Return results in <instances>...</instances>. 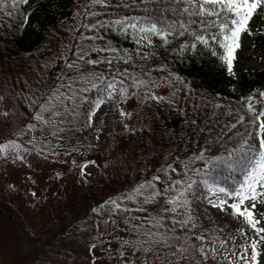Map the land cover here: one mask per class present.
Returning a JSON list of instances; mask_svg holds the SVG:
<instances>
[{"label": "trees", "instance_id": "trees-1", "mask_svg": "<svg viewBox=\"0 0 264 264\" xmlns=\"http://www.w3.org/2000/svg\"><path fill=\"white\" fill-rule=\"evenodd\" d=\"M153 7L157 14L171 7L165 16L176 15L171 0H27L14 5L6 0L0 7V87L26 113L27 121H34L33 110L16 88L36 85L45 71L52 88L78 95L69 121L62 125L68 140L93 153L105 154L110 147L115 153L113 169H99L89 182L79 177L78 169L71 172L75 191L68 208L35 234L19 209L0 200V217L9 221V232L36 242V258L69 255L62 248L79 246L84 254L72 255L90 264L96 224L127 216L138 245L145 244L164 264L173 261L165 262L174 253L184 254L181 264H225L204 257L201 247L220 240L231 226L203 218L199 202L211 187L239 189L249 153L233 156L231 168L205 161L227 156L239 146L237 130L246 129L258 158L264 136L257 135L259 121L249 126L248 104L264 111V66L242 72L236 91L230 88L236 80L219 59L223 50L218 43H197L192 49L187 47L195 42L191 34L174 35L169 44L160 37L153 49H137L129 39L122 40L119 32L131 28L128 22L148 27L145 17ZM248 33L257 59L264 62V27ZM110 82L116 83L113 95L106 90ZM158 87L169 93L155 90ZM132 94L138 95L142 117L135 128L126 126L121 109ZM96 101L108 104L114 124L121 127L115 147L114 129L99 146H86L94 128L85 126V118ZM66 103L72 106L69 98ZM238 116H244L245 123L230 128ZM189 179L196 183L187 203L169 204ZM141 186L153 187L154 193L141 203L130 200L127 195Z\"/></svg>", "mask_w": 264, "mask_h": 264}, {"label": "rangeland", "instance_id": "rangeland-1", "mask_svg": "<svg viewBox=\"0 0 264 264\" xmlns=\"http://www.w3.org/2000/svg\"><path fill=\"white\" fill-rule=\"evenodd\" d=\"M262 13L264 6L253 14L248 29L264 27ZM119 33L122 40L129 39L137 49H153L160 38L141 33L138 28L124 29ZM145 35L147 38L142 39ZM257 55L249 33H243L233 62L231 75L236 82L230 85L232 90L239 91L242 72L263 68L264 62L257 59ZM37 82L34 86L28 84L25 89L20 86L16 88L33 110L34 121H27L26 113L0 87V139L3 140L0 145V200L11 202L21 211L26 227L33 234L68 208L75 191L69 181L72 171L78 169L79 177L89 182L99 169L111 171L115 159L113 147L105 154H99L81 149L68 140L62 125L69 121V114L74 110L73 104L78 99L75 92L52 88L45 71ZM155 90L169 93V89L164 87ZM113 94L114 91L111 92ZM67 98L72 106H67ZM121 109L127 127L135 128L142 124L138 95L128 96ZM85 119V126L94 128L86 140V146H99L114 129L117 134L115 147L121 127L114 124L106 102L96 101ZM217 188L211 187L209 195L199 202V212L203 218L227 223L231 228L220 240L204 244L202 254L225 264H253L250 261L251 243L256 241L258 257L255 264H264V239H261L264 232L258 233L256 230L264 228V196L255 201L253 214L259 223L254 229L244 217L233 213L230 205L238 200L233 195L214 192ZM258 191L264 190L258 188ZM153 193V187L141 186L127 196L141 203ZM221 199L227 201L223 207H214L220 204ZM252 203L246 200L241 207L252 209ZM129 222L130 218L125 216L121 220L96 224L92 233L95 242L90 250V264H164L165 259L152 254L145 244L138 245V236L130 230ZM9 227V221L0 217V264H88L72 255L84 254L79 246L62 248L69 255L56 253L36 258V242L28 236L19 239L17 235H11ZM183 256V253H174L166 257L165 262L172 259L168 264H181ZM242 256L244 259H241Z\"/></svg>", "mask_w": 264, "mask_h": 264}, {"label": "snow or ice", "instance_id": "snow-or-ice-1", "mask_svg": "<svg viewBox=\"0 0 264 264\" xmlns=\"http://www.w3.org/2000/svg\"><path fill=\"white\" fill-rule=\"evenodd\" d=\"M26 3L27 0H13V5L16 3ZM6 3V0H0V7ZM147 3H155V0H147ZM171 4L177 5L175 8V17L165 16V13H171L173 9L171 7L161 8L159 14L153 7L147 13L145 19L148 22V27H138L137 23H129V27L138 28V31L147 35H157L162 38L164 44L171 42L172 36H186L191 34L194 39V43L187 46L189 48H196L197 43L201 45H209V42L218 43L219 48L223 50L219 59L227 66L229 74L233 71V62L235 60V53L240 47V37L243 33L248 32V24L256 12V10L264 6V0H171ZM164 17V18H161ZM117 23H125L123 21H117ZM215 29V31H213ZM147 35L142 37L146 39ZM216 54L215 52L213 53ZM142 83V82H141ZM116 89V83L110 82L106 86V90L111 92ZM264 96V93H260ZM249 126L258 124L257 135L264 136V111H255L251 103L248 104ZM94 115V113H92ZM195 123V121H193ZM245 123L244 116H238L236 123L231 124L230 128H236L237 124L243 125ZM236 136L239 139L236 141L232 151L227 153V156H220L214 159H209L205 163H211L214 167L220 164L232 167V157L238 153L248 152L249 156L245 165V178L241 183L239 189L233 192H228L224 188H217L214 192L222 193L225 196L233 195L238 202H234L230 205L235 215L244 217L248 224L256 229V225L259 223L254 217L253 210L256 208L258 197L264 196V138L260 139L259 148L261 149L256 158L255 153L252 151V145L249 144L247 136V129L243 132L237 130ZM203 159V154L199 157ZM86 167V165L84 166ZM83 171V169H82ZM158 179V178H157ZM180 182L177 181V184ZM186 187L183 191L179 192L177 197L168 201L169 204H177L180 206L187 203L186 196L191 194L193 185L196 183L191 179L184 182ZM207 183V181H204ZM172 187V186H170ZM246 200L253 201L252 209L242 208ZM226 200L221 199L219 205H213L223 207ZM119 205H117L118 207ZM175 207L171 211H175ZM257 232H264V228L256 229ZM264 239V237H261ZM251 256L250 261L255 264L258 257L257 242L251 243ZM247 249H245V253ZM241 259H244L242 256Z\"/></svg>", "mask_w": 264, "mask_h": 264}]
</instances>
